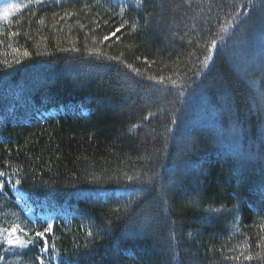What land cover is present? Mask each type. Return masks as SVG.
<instances>
[{"label":"trees","instance_id":"16d2710c","mask_svg":"<svg viewBox=\"0 0 264 264\" xmlns=\"http://www.w3.org/2000/svg\"><path fill=\"white\" fill-rule=\"evenodd\" d=\"M14 1L0 217L24 259L264 264V0Z\"/></svg>","mask_w":264,"mask_h":264},{"label":"rangeland","instance_id":"374dc122","mask_svg":"<svg viewBox=\"0 0 264 264\" xmlns=\"http://www.w3.org/2000/svg\"><path fill=\"white\" fill-rule=\"evenodd\" d=\"M15 9L14 0H0V24L12 16ZM222 44L221 41L220 45ZM251 57L250 55L248 59ZM0 220L3 223L0 228V264H31L24 259L27 244L31 239L30 231L24 228L16 214H5Z\"/></svg>","mask_w":264,"mask_h":264},{"label":"snow or ice","instance_id":"6c2138e0","mask_svg":"<svg viewBox=\"0 0 264 264\" xmlns=\"http://www.w3.org/2000/svg\"><path fill=\"white\" fill-rule=\"evenodd\" d=\"M113 35H114V33H113ZM105 39H108V37H105ZM213 42L215 43V40H213ZM43 234L42 233H37V236L39 237V236H42ZM250 258V257H249Z\"/></svg>","mask_w":264,"mask_h":264}]
</instances>
